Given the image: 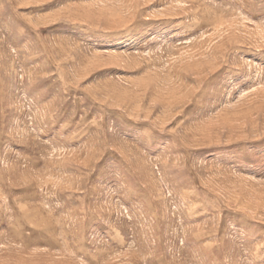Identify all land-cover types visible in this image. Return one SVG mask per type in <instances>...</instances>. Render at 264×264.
I'll return each instance as SVG.
<instances>
[{
	"label": "rangeland",
	"instance_id": "374dc122",
	"mask_svg": "<svg viewBox=\"0 0 264 264\" xmlns=\"http://www.w3.org/2000/svg\"><path fill=\"white\" fill-rule=\"evenodd\" d=\"M0 264H264V0H0Z\"/></svg>",
	"mask_w": 264,
	"mask_h": 264
}]
</instances>
